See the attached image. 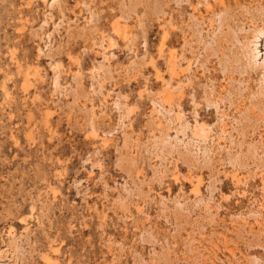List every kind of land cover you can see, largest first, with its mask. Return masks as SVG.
Masks as SVG:
<instances>
[{"label":"rangeland","instance_id":"374dc122","mask_svg":"<svg viewBox=\"0 0 264 264\" xmlns=\"http://www.w3.org/2000/svg\"><path fill=\"white\" fill-rule=\"evenodd\" d=\"M263 28L264 0H0V264H264Z\"/></svg>","mask_w":264,"mask_h":264},{"label":"bare ground","instance_id":"6f19581e","mask_svg":"<svg viewBox=\"0 0 264 264\" xmlns=\"http://www.w3.org/2000/svg\"><path fill=\"white\" fill-rule=\"evenodd\" d=\"M117 26V25H116ZM262 28V27H261ZM260 28V29H261ZM114 29H115V31H117V33H119L121 30L118 28V27H114ZM124 29V28H123ZM123 29H122V31H123ZM264 29V28H263ZM262 29V30H263ZM259 30V29H258ZM126 31V30H125ZM257 31V30H256ZM258 32V31H257ZM257 32H256V34H257ZM124 33V32H123ZM256 34H254V35H256ZM253 35V36H254ZM48 36H49V34H48ZM258 38H260L259 37V35L258 36H255V38H254V40H251L250 41V43H252L251 45H250V47H249V45H248V49H249V54H250V56L251 57H249L250 59H249V61L251 60V58L254 60V62L256 63L257 62V60H256V58H257V56H258V54H259V52L257 51V44H259V43H257L258 42ZM110 40H112V38L110 39ZM112 43V42H111ZM113 44V43H112ZM175 58H176V56L174 55V54H171L170 55V61H171V67L172 68H174V66L176 65V60H175ZM253 60H252V62H253ZM263 64H264V62H262ZM261 62H260V64H262ZM258 64H259V62H258ZM262 66V65H261ZM37 69V68H36ZM36 71V70H35ZM56 72V71H55ZM57 74V73H56ZM264 76V75H263ZM54 78V77H53ZM55 78H57V77H55ZM58 80V79H57ZM56 79L54 80L55 82H54V84L56 85V87H57V81ZM160 102V101H159ZM163 102V101H162ZM159 105L161 106V108H164L165 109V107H163L164 106V103H159ZM171 109V108H170ZM166 110V109H165ZM168 111H169V109H168ZM94 127V126H93ZM197 127V126H196ZM92 128V127H91ZM201 128V127H200ZM204 128V127H203ZM203 128H201V129H203ZM204 130H206L205 128L202 130V132L204 131ZM95 131V130H94ZM201 130H199L198 132H196L195 134L196 135H200L199 136V138H204L205 136H206V134H207V130L205 131L206 132V134L204 135V133L202 134L201 132H200ZM224 131V130H223ZM199 132H200V134H199ZM210 132V131H209ZM207 137V136H206ZM205 137V138H206ZM202 138V139H203ZM209 138V137H208Z\"/></svg>","mask_w":264,"mask_h":264}]
</instances>
